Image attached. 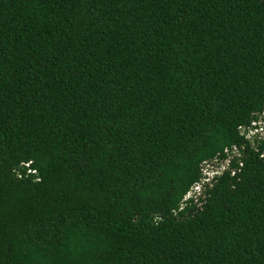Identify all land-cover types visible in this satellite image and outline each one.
<instances>
[{"label":"trees","instance_id":"16d2710c","mask_svg":"<svg viewBox=\"0 0 264 264\" xmlns=\"http://www.w3.org/2000/svg\"><path fill=\"white\" fill-rule=\"evenodd\" d=\"M262 132L264 0H0V264H264Z\"/></svg>","mask_w":264,"mask_h":264},{"label":"rangeland","instance_id":"374dc122","mask_svg":"<svg viewBox=\"0 0 264 264\" xmlns=\"http://www.w3.org/2000/svg\"><path fill=\"white\" fill-rule=\"evenodd\" d=\"M264 134V132H262V135ZM208 169V168H207ZM216 170V169H215ZM206 171V170H205ZM210 172L211 175H213L215 173L214 170L210 169L208 170ZM208 172H205V174H207ZM196 193H197V196L196 198H198L201 194H202V187L200 186L199 188H196ZM193 194V193H192Z\"/></svg>","mask_w":264,"mask_h":264},{"label":"clouds","instance_id":"9594fccd","mask_svg":"<svg viewBox=\"0 0 264 264\" xmlns=\"http://www.w3.org/2000/svg\"><path fill=\"white\" fill-rule=\"evenodd\" d=\"M196 188H199V187H193V190H192L190 196H192V195H195V197L197 196V193H196V190H195ZM192 193H193V194H192Z\"/></svg>","mask_w":264,"mask_h":264}]
</instances>
